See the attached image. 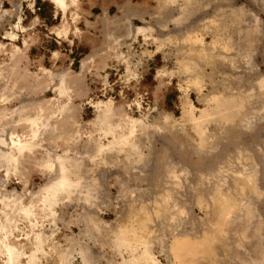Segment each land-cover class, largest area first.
Returning a JSON list of instances; mask_svg holds the SVG:
<instances>
[{"label":"rangeland","instance_id":"374dc122","mask_svg":"<svg viewBox=\"0 0 264 264\" xmlns=\"http://www.w3.org/2000/svg\"><path fill=\"white\" fill-rule=\"evenodd\" d=\"M211 1L205 3L212 4V9L224 7L226 14L218 19L223 17L224 22H228L229 33L237 37L230 44L232 58L252 63L254 59L263 76L264 36L261 32L264 28L258 26L248 11L253 10L264 22V0ZM66 2L68 9L65 12L51 0H0V141L10 143L11 135L15 140L30 141L32 131L38 127V131L35 130L39 135L36 143L40 146L19 160L17 173L0 163V244L8 239L24 254L19 264H29V257L34 254L38 255L41 264H62L61 254L69 249H73L72 253L76 251L71 264H119L123 257L130 259L131 254L117 252L112 242L117 230L135 223L137 216L143 220L150 219L149 227L155 231L153 250L159 263L173 264V259L162 253L158 244L166 242V246H170L173 234L177 233L172 225L170 231L168 223L174 218L182 220L180 233H188L191 239H203L202 234L208 230L204 222L210 220L213 223L217 217H211L206 199L203 207L196 205L197 196L202 195L199 185L211 174L212 168L217 169L220 160L232 151L234 144L244 149L251 147L245 154L248 159L252 154L250 169L256 168L252 164L257 165L261 190L254 210L264 219V160L257 150L259 130L256 129L251 138L242 140L231 136L223 141L219 136L209 137L210 133L206 151L199 152L196 147L199 138L185 119V90L188 87L184 62L189 59L191 51L190 44L184 41L187 29L176 26V20H186L181 12L183 1L176 6L168 5L164 0H78L75 5L71 0ZM232 9H236L234 12L238 19L231 16L234 15ZM213 19L214 16L207 18V29L205 26L195 29L205 36L209 45L218 36L213 32ZM140 28L150 33L137 34ZM247 30H253L249 40L244 37H247ZM246 66L238 68L243 77L238 80V88L245 92L255 91L253 87L260 75L254 74L251 68L246 69ZM209 73H204V81L207 82L204 94L211 98L213 88L209 84ZM63 83L66 91L61 93ZM190 97L199 110L205 109L203 96L194 88ZM99 104H102L101 108ZM105 104H111L114 112L112 121L121 125V129H127L128 121L143 122L154 129L165 130V133L170 131L167 140L164 135H157L152 141L154 150L148 151L145 138L139 132L140 155L128 148L119 150L122 147L116 146L92 160L98 154V144L104 143L108 147L113 140L112 137L106 138L98 125ZM261 105H258V110L262 109ZM167 117L175 120V129H168L171 124L165 120ZM183 125H186V132L181 131ZM214 129L211 127L210 132ZM185 135L193 140L192 145L184 143L182 138ZM6 149L0 142V152ZM214 149H218V153L214 157L208 156L207 152ZM60 156L83 165L81 174L72 175L75 182L81 179L82 186L73 191L70 199L61 194L59 199L63 200L52 214L44 202L43 190L55 182L58 175L56 170L52 173L41 163L48 157L52 160L55 157L53 163L57 169V157ZM168 165L182 181L178 191L172 192V188L164 184ZM177 168L184 169L186 173H179ZM206 190L208 194L210 191ZM248 191L244 194L246 198L251 195ZM162 200V204H155ZM27 207L32 215L24 212ZM158 214H161L159 219ZM103 224L109 225V229ZM37 233L44 234V241H47L42 244L41 253L36 249L39 244ZM96 237H99L97 243ZM203 247L207 250L205 244ZM80 248L86 251L83 256L78 252ZM3 253L0 250V264H7L8 254L6 251Z\"/></svg>","mask_w":264,"mask_h":264},{"label":"bare ground","instance_id":"6f19581e","mask_svg":"<svg viewBox=\"0 0 264 264\" xmlns=\"http://www.w3.org/2000/svg\"><path fill=\"white\" fill-rule=\"evenodd\" d=\"M51 1L55 5H57L59 8H61L63 11H65V12L67 11L68 4H67L66 0H51ZM71 1H73L74 5L77 4V2H78V0H71ZM164 1L168 5H173V6H176V5H178V3L180 1H183L181 12H182V16L186 17V20H185V22H182L183 19L181 21L176 20L177 21L176 26L178 27V29H187V31H186L187 36L184 37V39H185L184 41H187L190 44V51H191L189 59L186 62H184L185 63L184 64V77H186L185 83H187V87H188L185 90V96H186V98H185L186 102L184 103L185 119L188 121L189 125L192 127L195 134L199 138L200 142L196 145V147L198 148V151L199 152H205L206 151V148L208 145V140L210 139L209 137H211V136L213 138H214V136L215 137L219 136V137H221V139L223 141H225V139H227L231 136L237 140H242V139H247L250 136H253V133H255L256 129H258L259 131H257V132L259 133L258 139L260 140V143L257 144V147H258L257 150H258L259 154L263 156L262 159L264 160V75L263 76L260 75V72H261V69L259 68L260 66L256 65L254 59H253V63H252V62H247V61H244V62L238 61V59L236 60V59L232 58V55L230 52V46H231L230 44H232L231 40L236 41L237 37H235V35H231L229 33V31L227 29L229 27L228 22H226V21L224 22L223 17L221 19H218L222 15L226 14L224 7H216L215 6L214 9H212L213 8L212 4L205 3V2L211 1V0H164ZM217 11H219V12H217ZM234 11H236V9L231 10V12H234ZM239 11L244 12L242 10H239ZM248 12L252 16L255 17L254 18L256 20L255 22H257L258 26H261V28L263 29L264 28V22L261 19L257 18L258 16L255 15L253 10L248 11ZM233 14L234 15H231V16H234V17H236V19H238V14L236 12H234ZM209 16H210V18H213V16H214V19L211 21V23H213L215 25L213 27V29H214L213 32H215V34L218 35L216 37L217 40H214L210 45L206 42L205 36H201L200 33L196 32V30H195V29L199 30L200 27L205 26V24L207 23V18H209ZM189 20L191 22H188ZM205 29H207V26H205ZM250 31H253V30H247V32H245L247 34V37L244 35L245 33L242 32V35H244L246 40H249L251 37L252 32L250 33ZM146 33H150V32H148V30L145 28H140V29H138V32H137V34H145V35H146ZM261 34L264 36V29L262 30ZM239 35H241V33H239ZM11 37L13 38L14 36H11ZM224 37H227L228 39H223ZM244 37L241 38V41L244 39ZM162 43L164 44V42H162ZM236 48H238V47H236ZM254 53H256V51ZM240 65H243V66L247 65L246 69L251 68V70L254 74L260 75L259 79L256 81L257 82L256 86L253 87L255 89V91L257 90V91H259V93L255 92L253 89L248 90L249 92L239 90L238 80L243 78L242 76H240L242 71H239V69H238L240 67ZM252 65H254V66H252ZM207 72H210L208 80H209V84L213 88L212 93L210 94V95H212L211 98H208L204 94L206 87H207V82L204 81V73H207ZM192 88H194L197 92L200 93L201 96H203L202 102H204L206 105L205 109L199 110L195 106V104L192 103L191 97H190V92H191ZM64 91H66V90L64 88V83H63L61 85L60 92L64 93ZM67 91H69V90H67ZM261 103H262V105L259 107H260V109L261 108L262 109L258 110L257 109L258 105H260ZM110 105L105 104L104 111H103L104 114H103L102 119L98 123V125L101 126V129L99 128L101 133H103L106 138L112 137L113 140L111 142H109L108 147L103 145L104 144L103 142H102L103 144H98V147H97V153L98 154L96 156H94L92 158V160H95L96 158L103 156L106 152H110V150H112L116 146L122 147L121 149L118 148L119 150L128 148L131 151H136L137 152L136 154L140 155L141 154V148L137 143V136H138L139 132H141V134H140L141 137L145 138L144 141L146 142V146H147L146 148L148 151L154 150L152 141L154 140V138L157 135H160V136L164 135L166 140H167L168 133L170 131L165 133L164 132L165 130L154 129L153 127H151L147 124H144L143 122H132V121L129 122L128 121L127 129L126 128H125V130L121 129L120 128L121 125L116 124L115 122L112 121V116H113L114 112H113ZM98 106L101 108L102 104H99ZM42 111H44V110L42 109ZM50 112H47V113H50ZM27 117L28 116L26 115L25 118H27ZM117 117H118V115H117ZM170 118L167 117L165 120H167L171 124L170 128H168V129L173 130L177 127V124H176L174 119H173L174 120L173 121ZM61 126H63V125H61ZM185 126L186 125H183V127L181 126V131L186 132ZM45 127H47V126H45ZM211 127L215 128L213 132H210ZM37 129H39V128L37 127ZM37 129H35V130H37ZM42 129H43V127H42ZM35 130L32 131V134H31L32 139L30 141H24L23 142V141L19 140L18 138H17V140H15L12 135L10 137V143L6 142V140L0 141L1 145L4 146L5 149L7 147V149H6L7 151H1L0 152V163H1V165H3V164L6 165L9 170L13 169L14 173L18 172V170H19L18 162L20 163L19 160L22 157H24V155L26 153L31 154L34 150H37L40 147L36 143V139L38 138L39 135ZM44 130H46V129H44ZM123 131H126V132L122 133ZM210 133H211V135H210ZM175 138H179V137L177 135H175ZM182 139L185 140L184 143H186V144L192 145L194 143L193 140H191V138L187 137L186 135ZM256 140H257L256 137H254L253 141L256 142ZM180 146H182V145H179L178 147H180ZM174 147H175V145H174ZM240 147H238L237 145L234 144L232 151L230 153H228V155H226L222 160H220V162L218 161L220 164L218 165L217 169L214 170L215 167L212 168L211 174L203 179V182H204L203 184L199 185V187H202V189H201L202 195L199 197L197 196L196 205L198 204L199 206L203 207L205 205V199H206L208 201V205L206 207H207V210L210 212L211 217L214 215H216V217H217L214 222L212 220L213 223H210V220L207 222H204V224L206 223L205 227H208V230L202 234L203 239L202 240L191 239L189 237L188 233H183L184 231H182V233H180V231H181L180 225H181L182 220H179V219L175 220V218H174L173 220H171L168 223V225L170 227L169 228L170 231H171V225H172V226H174V232L177 231V233L173 234V239H172V243L170 246L167 247L166 242L164 245H163V243H158V244H159V247H161L160 251L162 253H166V255L169 258L173 259V264H264V236L261 234V233H264V232H262V231H264V229L261 230L262 228H264V219H263V215H261L259 213L257 214L256 210H254V208L256 206H258V202H259L258 201V199H259L258 195H261V190L259 187L260 180L258 177V171L259 170L256 169L257 165H255V163L252 164L253 166L256 167L255 169L249 168V165H250L249 159H250V156L252 154L249 156V159H248L245 152H247L249 149H251V147L249 146L245 149L240 148ZM260 147H261V149H259ZM217 151H218V149L210 150L209 152H207V155L214 157V155L218 153ZM94 152H96V151H94ZM116 152H118V151H116ZM67 154H68V152H67ZM113 154H114V152H113ZM65 157H61V156L57 157V161H58L57 169H55V164L53 163V161H55V157L53 160L50 159L52 157H48V159L44 160L41 163L45 169H48L52 173L53 172L55 173V170H56V173L58 175L57 180L55 182L51 183L50 186H48L47 188H45L43 190L44 195H45L44 202L46 203V205H49V209L51 210L52 214L54 213V210L57 207V205L63 200V199H59L61 194H66L68 196V198L70 199L71 196H73V191L78 190V188H80L82 186L81 185L82 183L80 181L81 179L79 180V182H75L72 179V175L78 176L79 174H81L80 167H82L83 165L81 166V164H75L73 162V160L68 161ZM118 158H116V160ZM251 158H254V157H251ZM77 160H79V159H77ZM147 162L149 163L150 161H147ZM116 163H117V161H116ZM15 165H17V166H15ZM72 165L76 166V168ZM202 165H204V164H202ZM168 166H167V169L165 172L166 177L164 180V184L169 189L172 188V192L174 190L178 191L180 189V188H178V185L181 184L182 181H180V176L177 174V172L172 167H170V165H168ZM171 166H172V164H171ZM262 166H263L262 168L264 169V163L262 164ZM177 167H178V165H177ZM181 167H182V165H181ZM145 169H146V165H145ZM177 169L180 171L179 173H181V172L186 173V171H184V169L183 170L180 168H177ZM137 170H139V169H137ZM112 171H114V170H112ZM189 171H190V169H189ZM187 173H188V171H187ZM190 173H192V172H190ZM111 174H112V172H111ZM205 174H207V173H205ZM204 175H203V177H204ZM76 176H75V178H76ZM201 176L202 175H200L199 177H201ZM195 178H197V177L195 176ZM182 179H183V177H182ZM76 180H77V178H76ZM195 180H194V182H195ZM157 182H159V181H157ZM186 184H187V182H186ZM192 187H193V185H192ZM206 188H208L210 191V192H208V194H207ZM248 190H250V191H248ZM247 191L251 192V193H249V194H251L249 196V198H246L244 195ZM136 193H139V192L136 191ZM181 193L182 192H180V194ZM204 194H207V195H204ZM197 195H200V193L198 192ZM176 197H178V196H176ZM206 197H208V198H206ZM156 199H157V197H156ZM193 200H194V198H193ZM159 203L162 204L163 200L160 202L157 201L155 204H159ZM126 204L127 203H125V205ZM24 212L27 215H29V214L32 215L30 208L24 209ZM87 212H89V211H87ZM91 213H93V212H91ZM194 213H196V212H194ZM27 215H25V216H27ZM210 215L208 214V216H210ZM160 216H161V214L158 217L157 216L156 217L159 219ZM28 219H29V217H28ZM44 219H45V217H44ZM92 219H94V218H92ZM92 219H90V220L92 221ZM143 219H140L139 217L136 216V222L135 223L133 222V224H131V225L122 226L119 228V230H117V232L115 234L114 241L112 242L113 247L116 249L117 252H119L121 254L123 252H126V254L127 253L131 254L130 259H125V257L122 256L123 257L122 263H119V264H160L158 259L155 256L154 250H153V248H155L154 247L155 244H153L152 237H153V234L155 233V231L152 230L151 226L149 227L148 222L150 219L149 218H147L145 220H143ZM58 220H59V218H58ZM87 220H88V218H87ZM197 220H203V219H197ZM197 220H195V221H197ZM204 221H206V220H204ZM86 222H88V221H86ZM92 223H94V222H92ZM190 223L191 222H189V224ZM88 224H89V222H88ZM165 225H167V223ZM165 225H163L164 228H165ZM103 226H105L106 229H109V225L103 224ZM15 228H16V226H15ZM87 228H89V227H87ZM113 228L114 227H112V229ZM41 229H43V228H41ZM37 234H38L37 239L39 241V244L36 246V249H37V253H39V252L41 253V251L43 250L42 244H44L47 241L46 240L44 241V234H39V233H37ZM47 235H49V234H47ZM196 236H197V234H196ZM97 238H99V237H96V240H95L96 243L98 242ZM156 238H159V237H156ZM254 238H257V239L255 240ZM103 242H105V241H103ZM204 244L207 246V250L204 249V247H203ZM47 248H49V246H47ZM51 248H52V246H51ZM202 248L204 249V251L202 250ZM0 250L4 251V253H5V251L7 252L8 257H9L7 264H19L21 257L22 258L24 257V254H22L19 251V249L17 247H15V245H11V243L8 241V239H5V241H3L0 244ZM44 250H45V246H44ZM82 250L83 249L80 248V250L78 252H79V254H82V256H83L86 251H82ZM72 251H73V249H69L64 254L60 253L62 264H71L72 263L71 259L73 258V255H75L74 253L76 252L75 251L72 253ZM96 255H97V253H96ZM254 255L256 257H254ZM128 256H129V254H128ZM85 261L87 262V259L86 260L84 259V262ZM29 264H41L40 260H38L37 254L31 255L29 257Z\"/></svg>","mask_w":264,"mask_h":264}]
</instances>
